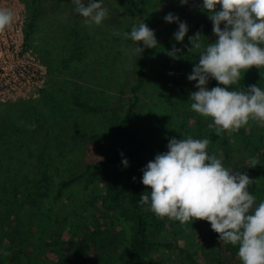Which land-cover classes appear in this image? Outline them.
I'll use <instances>...</instances> for the list:
<instances>
[{
    "label": "rangeland",
    "instance_id": "1",
    "mask_svg": "<svg viewBox=\"0 0 264 264\" xmlns=\"http://www.w3.org/2000/svg\"><path fill=\"white\" fill-rule=\"evenodd\" d=\"M100 2L108 9V17L99 26H87L75 12L72 0H40L41 15L26 45L31 0H0V8H10L14 13L11 26L0 31V83L20 80L14 68L20 62L42 67L37 84L12 96L6 94L5 98L10 99L0 101V264H11L13 259L17 264H69L71 245L83 242L93 264H118L122 258L132 223L102 209L101 176L88 184L80 182L68 187L60 197L56 194L61 180L77 174L88 163L112 155L104 122L97 116L72 115L78 120L77 126L75 130L68 128L66 140L74 145L58 157V143L49 141V133L45 136L47 143L41 136L52 121L53 110L74 114L75 96L95 105L114 101L141 56L134 43L125 38L133 26L144 22L154 30L158 41V46L151 48L146 84L131 116L143 167L168 150L171 138L191 136L208 139L209 153L231 171L219 149L220 135L207 126L211 120L190 109L189 96L198 89L197 82L187 77L198 63L200 49H190L189 37L199 32L201 43L214 42L216 38L191 26L183 42H176L178 23H167L164 18L173 13L181 21L184 13L171 0H136L140 16L135 20L124 14L123 0ZM188 11L195 12L194 6ZM139 46L143 47L142 43ZM173 46L180 49L175 57L168 54ZM15 52L18 62L11 56ZM75 52L78 57L71 60ZM251 85L264 89V68L249 69L232 90ZM207 87L212 88L210 81ZM229 136L233 163L239 173L252 179L248 191L258 205L264 201V126L250 122ZM42 149L47 153L44 162L39 161ZM253 158L258 161L255 167H251ZM49 160L51 168L45 171ZM44 172L48 180L41 183ZM117 172L114 165L107 174L115 177ZM163 222V227L149 230L151 241L160 245L151 253L154 263L214 264L200 250V237L208 222L197 220L186 226L167 218Z\"/></svg>",
    "mask_w": 264,
    "mask_h": 264
},
{
    "label": "clouds",
    "instance_id": "2",
    "mask_svg": "<svg viewBox=\"0 0 264 264\" xmlns=\"http://www.w3.org/2000/svg\"><path fill=\"white\" fill-rule=\"evenodd\" d=\"M72 3L87 26H99L108 17V9L100 0ZM180 3L185 5L188 0ZM202 10L212 21L216 39L204 47L187 77L197 82L198 89L189 96L190 109L210 119L207 126L218 136L238 132L250 122L264 126V89L251 85L232 90L249 69L264 68V0H202ZM164 19L178 23L174 39L183 42L187 23L173 13ZM13 20L10 8H0V31L10 27ZM201 37L199 32L189 37L190 49H201ZM125 38L139 53L158 46L154 30L144 22L133 26ZM178 52L180 49L173 46L168 54L175 57ZM210 80L217 86L209 90ZM209 143L208 139L191 136L171 138L168 150L142 169L141 182L147 191L141 193L140 203L148 205L146 210L158 219L178 221L181 226L206 221L220 243L238 246L241 264H264V201L256 205L255 196L248 191L252 179L245 173L229 171L221 159L209 153ZM123 164L127 167L128 161L123 160ZM257 164L253 158L251 167Z\"/></svg>",
    "mask_w": 264,
    "mask_h": 264
},
{
    "label": "trees",
    "instance_id": "3",
    "mask_svg": "<svg viewBox=\"0 0 264 264\" xmlns=\"http://www.w3.org/2000/svg\"><path fill=\"white\" fill-rule=\"evenodd\" d=\"M171 1L173 4L178 5L184 13L181 22H186L188 27L194 26L200 30L204 29L208 35L215 37L213 34V24L208 18V14L202 10V0H188V3L185 5H182L180 0ZM191 5L195 9L193 13L188 11ZM123 12L131 20L138 19L140 14L136 0H123ZM40 15V0H31L28 23L25 28L26 45L29 41L30 33ZM207 44V41L204 40L200 53ZM76 54L75 52L70 59L74 60L77 58L78 56L76 57ZM152 54L151 48L144 49L131 77L123 85L119 94L111 104L95 105L75 96L72 100V113L74 114L70 113L68 115V112L60 109L53 110L52 121L51 123L49 122L45 134L41 136L44 142L47 143L45 136L49 133V141L53 140L58 143V148L61 147L57 155L58 157L63 154L65 148L71 144L74 145V142L70 141V144H68L67 142L69 140H66L68 137L66 136L68 134V128L75 130L77 126L76 121L78 120L73 119L72 115L74 117L97 116L104 122L109 134L108 143L110 144L109 149L112 155L106 157L104 160L88 163L77 174L72 175L68 179L61 180L56 194L57 197H60L68 187L80 182L88 184L95 177L101 176L104 185V198L101 201L102 209L107 213H118L124 221L127 220L132 223L128 247L118 264H162L160 262L154 263L151 259V253L160 245L151 241L149 230L163 227L164 222L158 219L152 212L148 213V210H146L149 207L148 205H141L140 203L141 193L147 191V189L141 182L143 175L142 169L144 167L137 153L136 132L131 124V116L139 105V96L146 84ZM210 82L212 87L217 86L215 80H210ZM41 137L39 131V144H42ZM229 137V133L227 132L220 135L219 149L224 164L231 172L239 173L232 160ZM261 144L264 147V139ZM43 146L46 145L44 144ZM39 151H41L39 161L44 162V157L47 155L46 150L42 149ZM49 157H51L50 153ZM125 159L128 161L127 167L123 164V160ZM50 162L51 160H49V164L47 163L45 165V171L48 167L49 169L51 168ZM114 165L117 166L118 172L115 177H110L107 171ZM38 171L40 172L39 169ZM47 180L48 177L44 172L40 182H47ZM37 187H39L38 184ZM206 228L203 231L205 233L200 237V250L206 252L214 264H241L237 255L238 246L220 243L218 234L212 231L210 224ZM87 248L88 246L84 242L71 245L68 263L93 264V259L86 252ZM14 261L15 259L11 261V264H17ZM24 264H30V262Z\"/></svg>",
    "mask_w": 264,
    "mask_h": 264
},
{
    "label": "built area",
    "instance_id": "4",
    "mask_svg": "<svg viewBox=\"0 0 264 264\" xmlns=\"http://www.w3.org/2000/svg\"><path fill=\"white\" fill-rule=\"evenodd\" d=\"M12 56L16 62L18 58V52H15ZM15 68V73L20 77L18 82L13 81V83H0V101L5 102L9 100L10 97L5 98L6 94L10 96L14 95L17 92L22 91V89L29 85H35L38 82L40 75L42 74L41 70L42 67L38 64H34V66H27L20 62ZM3 70V68H0Z\"/></svg>",
    "mask_w": 264,
    "mask_h": 264
}]
</instances>
